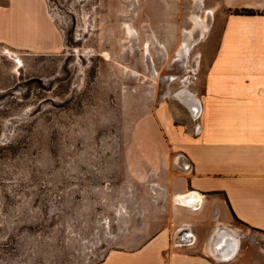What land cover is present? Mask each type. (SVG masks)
<instances>
[{"label": "rangeland", "instance_id": "rangeland-1", "mask_svg": "<svg viewBox=\"0 0 264 264\" xmlns=\"http://www.w3.org/2000/svg\"><path fill=\"white\" fill-rule=\"evenodd\" d=\"M227 12L221 0H0V264H97L164 226L184 242L221 226L174 195L189 189L177 95L199 97ZM240 247L263 254L264 235Z\"/></svg>", "mask_w": 264, "mask_h": 264}, {"label": "crops", "instance_id": "crops-1", "mask_svg": "<svg viewBox=\"0 0 264 264\" xmlns=\"http://www.w3.org/2000/svg\"><path fill=\"white\" fill-rule=\"evenodd\" d=\"M221 4L228 12L205 70L200 111L179 125L176 142L186 158L187 191L200 194L197 209L207 205L221 226L203 241L185 231L186 242L164 226L140 246L113 249L97 264H264V253L240 247L249 231L264 235V0ZM234 219L249 231L242 235Z\"/></svg>", "mask_w": 264, "mask_h": 264}, {"label": "bare ground", "instance_id": "bare-ground-1", "mask_svg": "<svg viewBox=\"0 0 264 264\" xmlns=\"http://www.w3.org/2000/svg\"><path fill=\"white\" fill-rule=\"evenodd\" d=\"M209 12L211 13L212 10H209ZM194 20L195 22H199V25L204 31L209 29V25L203 20V18L201 19L194 18ZM184 49H187V47L182 46L180 50L183 51ZM177 97L184 104V106L189 110L191 115H195L200 111V109L198 110L196 106V105L200 106V101L198 97L194 93H192L190 90H187V89L180 90ZM174 197L180 205L187 206V207H193L195 209L198 208L201 202L200 194L195 190H189L183 193H177V195L175 194Z\"/></svg>", "mask_w": 264, "mask_h": 264}, {"label": "trees", "instance_id": "trees-1", "mask_svg": "<svg viewBox=\"0 0 264 264\" xmlns=\"http://www.w3.org/2000/svg\"><path fill=\"white\" fill-rule=\"evenodd\" d=\"M233 12L237 14H256L257 13L254 9H250V8H235L233 9Z\"/></svg>", "mask_w": 264, "mask_h": 264}, {"label": "water", "instance_id": "water-1", "mask_svg": "<svg viewBox=\"0 0 264 264\" xmlns=\"http://www.w3.org/2000/svg\"><path fill=\"white\" fill-rule=\"evenodd\" d=\"M196 106H197V109L199 110V109H200V106H198V105H196ZM198 114H199V112H198L197 114H195V115H192V116H193V117H197Z\"/></svg>", "mask_w": 264, "mask_h": 264}]
</instances>
